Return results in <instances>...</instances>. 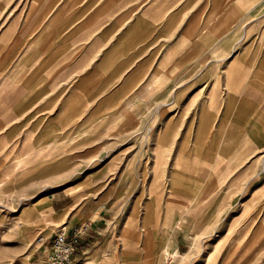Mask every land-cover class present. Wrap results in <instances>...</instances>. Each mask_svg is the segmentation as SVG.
Wrapping results in <instances>:
<instances>
[{
  "label": "crops",
  "instance_id": "obj_1",
  "mask_svg": "<svg viewBox=\"0 0 264 264\" xmlns=\"http://www.w3.org/2000/svg\"><path fill=\"white\" fill-rule=\"evenodd\" d=\"M214 51L220 60L204 59ZM187 85L196 87L188 95ZM171 98L179 109L157 126L144 203L125 187L107 200L80 199L52 223L90 227L80 264H161L165 251L176 257L208 233L236 185L260 194L264 0H0V140L8 147L80 154L101 147V136L131 133L149 100ZM138 100L146 111L132 110ZM165 159L170 168L159 176ZM162 178L163 194L149 196Z\"/></svg>",
  "mask_w": 264,
  "mask_h": 264
},
{
  "label": "rangeland",
  "instance_id": "obj_2",
  "mask_svg": "<svg viewBox=\"0 0 264 264\" xmlns=\"http://www.w3.org/2000/svg\"><path fill=\"white\" fill-rule=\"evenodd\" d=\"M220 58L221 53L214 51L204 59ZM216 73L217 69L213 75ZM194 87L187 85L182 91L188 95ZM132 102L134 112L139 113L141 108L146 111L142 101ZM147 104V115L133 116L131 133L118 131L111 137L101 136L95 140L101 147H80V154L76 149L64 148L32 153L33 149L8 147L0 140V264H52L44 252L51 238L61 230L72 232L80 227L70 231L66 225L57 228L52 223L56 216L67 215L80 199L107 200L119 190L123 194L126 187L131 200L144 203L154 166L157 126L179 109L173 98L153 99ZM175 117L179 119L178 114ZM93 142L91 139L86 143ZM170 152L173 157L172 149ZM71 154L79 157L73 160ZM178 161H182L181 155ZM166 162L157 164L160 168L163 164V169L154 168L159 176L170 168ZM259 171L256 181L262 185L260 194H249L256 185L232 186L237 195L229 197L228 211L220 213L208 233L195 243L189 242L176 257L165 251L161 264H264V162ZM165 187L163 178L155 180L149 196L158 193L160 197ZM132 230L137 231L136 227ZM254 230V240L245 243L251 240ZM112 234L119 236L118 229ZM76 253L72 264L81 263Z\"/></svg>",
  "mask_w": 264,
  "mask_h": 264
},
{
  "label": "built area",
  "instance_id": "obj_3",
  "mask_svg": "<svg viewBox=\"0 0 264 264\" xmlns=\"http://www.w3.org/2000/svg\"><path fill=\"white\" fill-rule=\"evenodd\" d=\"M88 225L80 226L72 232L61 230L56 233L45 248V257L52 264H72L79 245L87 237Z\"/></svg>",
  "mask_w": 264,
  "mask_h": 264
},
{
  "label": "bare ground",
  "instance_id": "obj_4",
  "mask_svg": "<svg viewBox=\"0 0 264 264\" xmlns=\"http://www.w3.org/2000/svg\"><path fill=\"white\" fill-rule=\"evenodd\" d=\"M168 252V251H167Z\"/></svg>",
  "mask_w": 264,
  "mask_h": 264
}]
</instances>
